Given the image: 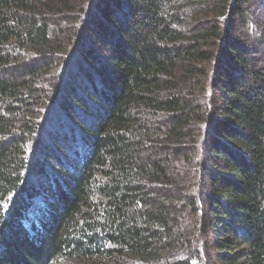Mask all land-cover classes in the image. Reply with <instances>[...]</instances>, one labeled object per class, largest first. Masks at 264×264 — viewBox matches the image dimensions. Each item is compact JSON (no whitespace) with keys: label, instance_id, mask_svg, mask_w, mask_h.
<instances>
[{"label":"trees","instance_id":"16d2710c","mask_svg":"<svg viewBox=\"0 0 264 264\" xmlns=\"http://www.w3.org/2000/svg\"><path fill=\"white\" fill-rule=\"evenodd\" d=\"M0 264H264V0H0Z\"/></svg>","mask_w":264,"mask_h":264}]
</instances>
